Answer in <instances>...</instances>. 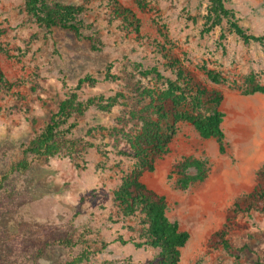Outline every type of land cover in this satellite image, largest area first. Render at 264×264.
<instances>
[{
  "label": "rangeland",
  "instance_id": "374dc122",
  "mask_svg": "<svg viewBox=\"0 0 264 264\" xmlns=\"http://www.w3.org/2000/svg\"><path fill=\"white\" fill-rule=\"evenodd\" d=\"M47 1L83 7L81 38L38 26L23 0H0V70L11 85L0 89V197L4 192L18 197L0 207V264H66L82 252H88L82 264L152 261L155 250L117 241L136 237L135 220L118 219L112 202V191L132 162L116 154L114 146L125 150L127 145L109 131L138 129L129 115L131 99L109 112L90 108L72 117L77 124L72 137L107 152L103 157L91 149L83 156L84 168L68 157L42 161L23 150L68 93L86 99L123 92L130 98L134 84H154L138 70L154 65L162 70L163 55L169 54L196 81L222 94L226 151L219 154L214 139L204 140L190 124L179 122L168 153L140 181L165 198L167 217L189 235L179 264H264V212L251 210L232 220L226 239L234 249H244L236 253L238 260L210 244L234 201L255 186L264 164V94L242 93L249 73L264 82V0H224L240 26L262 37L261 43L248 44L224 27L204 32L207 0H114L133 13L139 34L109 12L107 0ZM203 70L219 73L221 82L213 84ZM106 72L114 79H106ZM85 77L95 83H80ZM98 127L104 130L94 140L83 137ZM188 156L206 159L209 172L203 182L181 190L170 173ZM21 160L29 162L28 169L13 170Z\"/></svg>",
  "mask_w": 264,
  "mask_h": 264
},
{
  "label": "trees",
  "instance_id": "16d2710c",
  "mask_svg": "<svg viewBox=\"0 0 264 264\" xmlns=\"http://www.w3.org/2000/svg\"><path fill=\"white\" fill-rule=\"evenodd\" d=\"M23 7L38 26L46 29L58 28L81 38V32L85 28L84 18L81 16L84 11L82 6L47 0H23ZM107 7L122 24L133 27L134 32L139 34L138 21L130 10L123 8L114 0H107ZM203 26L206 33L216 27L225 28L245 44L262 42V37L249 34L239 25L234 13L226 8L224 0H207ZM163 59L165 63L161 64L162 70L157 65L138 70L142 78L151 79L154 84L140 82L134 84L128 92L132 94L130 98L123 92L110 96L100 94L86 99L80 98L75 92L68 93L58 103L56 111L39 133L23 150L24 155H31L34 159L42 161L68 157L77 168H84L83 156L91 149L95 148L103 157L107 152L94 142L73 138L72 131L77 124L71 122L72 117L82 116L90 108L109 112L119 105L120 101L127 104L131 99L132 110L129 115L131 120L137 121L138 129L133 132H122L117 128L109 131L110 136L119 135V139L124 140L127 145L125 150H119L114 146L116 154L132 162L131 171L121 178L119 185L112 191V202L118 219L135 220L133 231L136 237L125 241L119 236L117 241L121 244L130 243L135 248H150L156 251L152 261L146 264H179L180 250L189 238L187 232L180 231L178 224L167 217L165 198L148 189L140 181L142 174L152 172L155 161L168 153L169 145L177 133V124L179 122L190 124L200 138L216 141L219 154L223 155L226 151L221 128L224 118L220 109L222 94L216 90H208L196 81L172 55H163ZM203 71L213 84L221 82L219 73ZM105 78L114 79L108 72L105 73ZM84 82L94 84L95 80L85 77L80 80V83ZM10 86L0 70V89L8 91ZM242 93L264 94V82H260L256 74L249 73L244 78ZM103 130L104 128L100 127L91 128L83 137L94 140L98 131ZM28 167L29 162L21 160L13 170L26 171ZM208 172L209 164L206 159L188 156L177 161L172 166L170 174L175 176L174 185L178 189L186 190L193 184L203 182ZM17 200L15 193L4 192L0 197V207L14 204ZM251 210L264 212V164L256 172L255 186L248 194L234 201L227 212L226 222L211 235V246L221 247L238 260L239 256L236 253L243 254L244 249H234L226 236L232 229V220L239 213H249ZM22 234L18 233L20 237ZM13 237L15 241L21 240L17 235ZM102 247L105 248L106 244H102ZM86 254L88 252H82L66 264H82L87 261Z\"/></svg>",
  "mask_w": 264,
  "mask_h": 264
}]
</instances>
